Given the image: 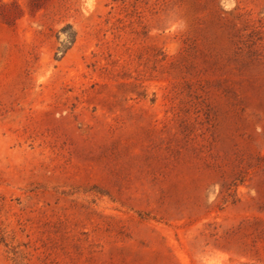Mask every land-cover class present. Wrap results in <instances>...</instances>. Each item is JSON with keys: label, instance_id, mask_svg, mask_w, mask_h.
Segmentation results:
<instances>
[{"label": "rangeland", "instance_id": "374dc122", "mask_svg": "<svg viewBox=\"0 0 264 264\" xmlns=\"http://www.w3.org/2000/svg\"><path fill=\"white\" fill-rule=\"evenodd\" d=\"M0 264H264V0H0Z\"/></svg>", "mask_w": 264, "mask_h": 264}, {"label": "trees", "instance_id": "16d2710c", "mask_svg": "<svg viewBox=\"0 0 264 264\" xmlns=\"http://www.w3.org/2000/svg\"><path fill=\"white\" fill-rule=\"evenodd\" d=\"M66 28L69 30H65L64 28L61 30L62 33H65V38L61 41V47H59L57 51V53H61V55H63L65 51L69 48V46L74 42V37H75V34L71 30V28L69 26H66Z\"/></svg>", "mask_w": 264, "mask_h": 264}]
</instances>
